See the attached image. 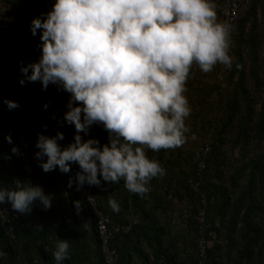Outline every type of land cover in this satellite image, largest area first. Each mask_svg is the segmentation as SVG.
Here are the masks:
<instances>
[{
    "label": "trees",
    "instance_id": "trees-1",
    "mask_svg": "<svg viewBox=\"0 0 264 264\" xmlns=\"http://www.w3.org/2000/svg\"><path fill=\"white\" fill-rule=\"evenodd\" d=\"M33 1L24 0L25 4ZM38 3L40 12L37 17H40L52 10L55 0H39ZM26 7L16 11L24 14ZM216 10L222 21L217 6ZM259 10L264 16V0H242L240 18L232 38V67L224 73L221 64L216 65L213 85L224 89L227 83L235 86L226 97L225 118L216 140L205 145L192 168H184L182 153L176 156L172 149L158 152L146 149L148 157L159 161L167 173L150 182L147 194L131 193L120 183L102 182L97 186L99 206L111 223L131 226L128 233L116 234L112 239V248L119 256L118 264H185L179 260L177 237L172 226L174 218L171 213L177 200L187 199L190 203L189 226L195 234L197 249V215L203 206L190 181L198 180V166L204 160L207 145L212 150L201 179V188L207 198L206 219L209 224L206 231L209 243L207 264H225L224 261L228 264H264V39L260 36ZM0 21L14 28L12 41L19 54L17 59H11L0 37V187L4 189L8 184L15 188V179L29 183L19 152H12L14 147L19 150L15 109L9 110L4 101H16L15 77L23 78L22 65L39 60L41 40L39 35L31 33L32 21L24 24L20 17H0ZM246 60H249L248 64ZM220 76H223V82L219 81ZM27 90V109L37 124L36 144L40 134L51 138L63 132L65 139L59 143L68 146L72 133L64 121L67 112L64 91L58 90L57 85H49L41 92L36 82L27 83ZM45 104H49L47 110ZM228 128L237 129L232 139L223 137ZM99 132L101 146L109 143V133L101 125ZM9 135L13 141L11 144L6 139ZM230 140L240 147L241 158L228 178L224 174L227 157L223 148ZM36 144L33 150L35 186L42 187L46 195L53 197L52 207L43 210L36 201L32 211L14 223L15 239L6 234L0 220V248L6 253L0 264H56L53 251L59 239L70 243L69 258L64 264H105L96 219L76 184L69 187L70 179L75 180L73 171L63 173L57 167L54 171L44 172L36 158L40 151ZM255 144L263 150L253 156L249 148ZM44 160L46 162L47 157ZM111 199L119 203L120 212L112 210ZM76 201L82 204L79 213ZM218 240L225 244V253ZM192 264H198L197 252Z\"/></svg>",
    "mask_w": 264,
    "mask_h": 264
},
{
    "label": "clouds",
    "instance_id": "clouds-1",
    "mask_svg": "<svg viewBox=\"0 0 264 264\" xmlns=\"http://www.w3.org/2000/svg\"><path fill=\"white\" fill-rule=\"evenodd\" d=\"M30 30L40 36L41 55L21 66L19 83L40 82L43 90L57 85L69 93L64 121L76 130L74 143L66 147L59 143L63 132L51 138L40 134L36 158L46 173L57 167L69 173L78 164L81 171L69 181L77 190L123 180L129 192L147 194L150 182L167 173L146 149L186 143L192 108L185 93L193 65L208 73L218 64H233L232 25L218 19L214 0H55L51 11L32 20ZM4 103L9 110L20 107L16 101ZM94 125L109 133V143L84 140L81 133L89 134ZM6 139L13 142L10 135ZM15 185L0 189V203L11 202L21 214H29L36 201L51 209L53 197L42 187ZM109 203L120 212L115 199ZM75 207L79 213L81 202ZM69 249V241H57L56 264H64Z\"/></svg>",
    "mask_w": 264,
    "mask_h": 264
},
{
    "label": "built area",
    "instance_id": "built-area-1",
    "mask_svg": "<svg viewBox=\"0 0 264 264\" xmlns=\"http://www.w3.org/2000/svg\"><path fill=\"white\" fill-rule=\"evenodd\" d=\"M218 12L221 16L222 21L228 22L232 25L231 32V44L232 38L235 34L236 25L240 18L241 8H242V0H214ZM14 28L7 22L0 21V37L4 42V49L11 59H17L19 54L13 44L12 41V33ZM233 46H231L230 55L233 58ZM222 71L225 73L229 70L228 67L222 65ZM15 85H14V93L16 102L20 104V107L15 109V135L17 139V144L19 147V157L21 166L25 176L28 181L35 186V160L33 156V150L36 144V135H37V124L33 122V119L27 109V85L22 86L19 81L20 78L18 76L15 77ZM223 76L219 77V81L223 82ZM38 89L41 92H44L43 86L40 82H36ZM64 98L66 103V111H69L67 105L70 101V94L64 91ZM71 129V138L70 144L74 143V136L76 134V130L74 125H69ZM100 125H94L91 127L89 134L81 135L84 136V140L88 139H97L100 141ZM210 145H207L204 150V160L199 163L198 166V180L190 181V185L193 190L200 195L202 206L197 215L198 221V238H197V246H198V264H207V251L209 248V243L207 240L206 231L208 229L209 224L206 219V207H207V198L202 191L201 188V179L204 170L207 167V160L209 159V155L211 153ZM71 170L73 171L74 178L76 177L77 172L81 171L78 164H72ZM18 181L15 179L14 182ZM77 187V185H76ZM7 189H13L12 184H8L6 186ZM96 188L97 186H89L85 184L82 188H80L79 193L90 207L97 223V230L100 237L101 243V252L105 261V264H118L119 256L115 249L112 248L111 242L116 234L128 233L131 230L130 225L124 224H112L109 217L105 215L103 210L99 206V202L96 197ZM0 189H2L0 187ZM89 197H92L93 200L90 201ZM25 214H21L18 211L12 209L11 202L0 203V220L4 225V229L6 234L15 239V227L14 223L19 221L24 217ZM0 252L5 253L1 248ZM5 255L0 256V260H2Z\"/></svg>",
    "mask_w": 264,
    "mask_h": 264
},
{
    "label": "rangeland",
    "instance_id": "rangeland-1",
    "mask_svg": "<svg viewBox=\"0 0 264 264\" xmlns=\"http://www.w3.org/2000/svg\"><path fill=\"white\" fill-rule=\"evenodd\" d=\"M12 2V3H11ZM39 0L28 2L25 4L24 0H0V17L13 19V17H20L24 24H28L39 15ZM251 2V0H249ZM27 5L24 14L18 13L17 8ZM247 8V7H246ZM18 10V9H17ZM260 36L264 39V16L259 10ZM264 45V42H262ZM249 60H246L248 64ZM217 74L216 66L211 72H203L198 65H193L190 77L187 81L186 87L187 96L192 113L186 120V125L189 128L186 143L176 149H172L176 156L178 153L183 154L184 168L189 170L196 161V156L203 153L205 145L216 140V135L219 133L225 118L226 97L230 95L234 84L227 83V88L220 86H213ZM264 78V69L262 71ZM12 100V99H9ZM237 132L236 128L227 129L223 137L232 139ZM195 137V138H193ZM260 145H253L249 148L252 155H257L262 151ZM227 157V167L224 168V174L229 178L235 168L239 165L238 159L241 158V149L230 142L223 148ZM211 174V173H210ZM187 199L184 201L177 200L174 204V211L171 215L175 219L172 223L173 229L177 237V249L179 251V260L184 261L185 264H192L195 261L196 252L199 253L198 247L195 249V234L189 226L190 208ZM79 221H82L80 216ZM219 241V240H218ZM224 246V253L226 246L222 241H219ZM214 241H211L213 244ZM210 244V245H211ZM225 264H228L227 261Z\"/></svg>",
    "mask_w": 264,
    "mask_h": 264
},
{
    "label": "crops",
    "instance_id": "crops-1",
    "mask_svg": "<svg viewBox=\"0 0 264 264\" xmlns=\"http://www.w3.org/2000/svg\"><path fill=\"white\" fill-rule=\"evenodd\" d=\"M120 184H123V185H124V181L122 180V181L120 182ZM173 222H175V219H173Z\"/></svg>",
    "mask_w": 264,
    "mask_h": 264
}]
</instances>
